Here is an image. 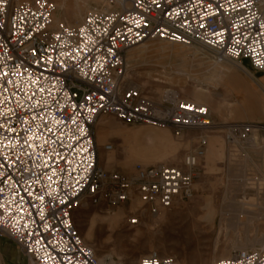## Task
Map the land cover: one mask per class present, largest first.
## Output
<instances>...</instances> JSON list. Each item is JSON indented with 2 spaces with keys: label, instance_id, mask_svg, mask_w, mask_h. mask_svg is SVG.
Returning <instances> with one entry per match:
<instances>
[{
  "label": "built area",
  "instance_id": "obj_1",
  "mask_svg": "<svg viewBox=\"0 0 264 264\" xmlns=\"http://www.w3.org/2000/svg\"><path fill=\"white\" fill-rule=\"evenodd\" d=\"M102 9L69 27L53 24L49 0H0V238L27 264H125L100 261L79 236L73 212L106 211L133 199L136 227L193 195L192 170L206 139L176 166L103 170L93 132L101 116L180 137L213 129L209 110L165 91L153 102L126 78L125 54L143 41L198 46L217 64L248 61L264 73V0H101ZM228 139L264 137V124L236 123ZM111 152L112 145H104ZM136 264H175L151 252ZM213 264H264V248L234 251Z\"/></svg>",
  "mask_w": 264,
  "mask_h": 264
},
{
  "label": "rangeland",
  "instance_id": "obj_2",
  "mask_svg": "<svg viewBox=\"0 0 264 264\" xmlns=\"http://www.w3.org/2000/svg\"><path fill=\"white\" fill-rule=\"evenodd\" d=\"M49 1L57 8L54 22H63L69 27H75L77 20L81 21L93 10L102 9L101 0ZM125 63L128 71L126 78L155 103L161 101L165 91H174L180 99L198 105L202 104L195 101L196 94L214 100L220 99L221 94L226 95V99L237 98L222 87L229 71L224 67L225 63L217 64L211 54L198 46L143 41L127 50ZM242 64L250 68L248 61H242ZM234 66L246 74L240 65ZM201 81L207 86L202 87ZM235 86L239 87V91H249L242 84L229 82V87ZM249 93L244 95L241 92L240 98L256 97L252 91ZM212 121L216 125L213 129L189 130L180 137H175L168 129L173 150L159 155L156 162L143 164H164L186 171L183 167L185 155L197 148L199 139H206L204 157L192 170L195 175L192 198L177 200L173 208L161 211L162 219L146 214L139 226H128L126 219L141 206L134 199L110 213L104 208L91 206H81L73 212L72 221L79 236L98 260L136 264L145 255L156 252L160 257L171 258L175 264H213L231 256L236 250H248L245 236L254 248L260 249L259 240L264 238V219L255 217L248 222L249 218L239 213L244 209L264 217V137L254 133L246 140L228 139V127L235 125L233 121L215 118ZM105 122H112L124 130L151 127L123 125L113 116H101L95 124L93 140L96 142L98 132H101L105 136L104 145H112L113 150L106 153L104 145L96 142V158L100 167L108 160L107 154L124 162L128 150V144L120 138V133L102 125ZM137 155L133 152L130 157L134 159ZM138 164L142 165L138 162L130 164L132 171ZM114 168L123 173L120 165ZM105 220H111L112 226Z\"/></svg>",
  "mask_w": 264,
  "mask_h": 264
},
{
  "label": "crops",
  "instance_id": "obj_3",
  "mask_svg": "<svg viewBox=\"0 0 264 264\" xmlns=\"http://www.w3.org/2000/svg\"><path fill=\"white\" fill-rule=\"evenodd\" d=\"M224 66L228 71L222 82V87L231 96H237L235 99H226V95L221 94L220 99L214 100L210 97H202V95L196 94L194 96L195 101L202 104L201 106L207 108L211 114L212 119H223L233 121V124L244 123H260L264 124V73L255 72L250 68H245L244 65L239 63L241 68L246 71L243 73L240 68L225 63ZM234 81L242 86H246L249 91H252L256 97L240 98L241 92L244 95L250 94L249 91H244L239 87H229V82ZM202 87L207 86L205 82H202ZM242 90V91H241ZM102 125L114 128L115 131L120 133L122 138L128 144L127 158L123 160H116L113 155L107 154L108 160L101 168L105 171H116L114 166L120 165L123 173L131 174L132 167L130 164L138 162L140 164L148 165L158 160V156L173 150V143L169 138L168 129L161 128H142L139 130H124L112 122H105ZM101 125V126H102ZM102 126V128L104 127ZM105 131L106 129H102ZM101 132H98L96 142L104 145V138ZM144 143V148L141 149V143ZM161 149V150H160ZM137 153V158L132 159L130 156L132 153ZM160 162V161H159ZM110 226H112L111 220H105ZM0 264H27L23 255L19 252L15 244L7 238H0Z\"/></svg>",
  "mask_w": 264,
  "mask_h": 264
},
{
  "label": "bare ground",
  "instance_id": "obj_4",
  "mask_svg": "<svg viewBox=\"0 0 264 264\" xmlns=\"http://www.w3.org/2000/svg\"><path fill=\"white\" fill-rule=\"evenodd\" d=\"M78 22H77V24H76V26L79 24V22H80V20H77ZM53 24L54 25H57L58 23H55L54 22V18H53ZM75 26V27H76ZM74 27V28H75ZM141 43V42H140ZM137 45H139V44H137ZM127 68V67H126ZM127 71V70H126ZM127 73H128V71H127ZM126 73V74H127ZM130 84H131V86H134V87H137L138 89H139V91L140 92H142V89L140 88V87H138L137 85H135V84H133V83H131V82H129ZM170 93H172V95H174V96H177L178 94L177 93H175L174 91H169ZM165 93V92H164ZM163 97V96H162ZM98 121V120H97ZM97 123V122H96ZM152 127V126H151ZM152 128H156V127H152ZM159 128V127H158ZM96 143V142H95ZM107 153V152H106ZM110 153V152H109ZM144 166V165H143ZM112 210H109L108 212L110 213ZM164 211H166V210H164ZM240 216L241 215H246L248 218H249V220H248V222H250L252 219H254L255 217L256 218H260V219H264V217L262 216V217H258V215H256L255 213H252V212H249V211H246V210H241L240 211ZM161 215H159L158 216V218L160 217ZM163 217H160L159 219H162ZM238 218V217H237ZM240 222V221H239ZM238 226V225H237ZM246 238H245V243H246V248H248V250L249 249H251V250H255L256 248H254V245H253V243L247 238V236H245ZM259 248H264V238H261L260 240H259ZM240 250H243V249H239V250H236V251H240Z\"/></svg>",
  "mask_w": 264,
  "mask_h": 264
}]
</instances>
